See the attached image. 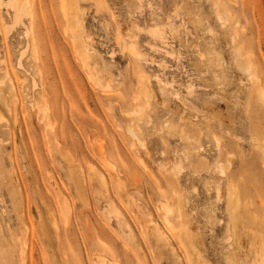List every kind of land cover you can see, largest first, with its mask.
Segmentation results:
<instances>
[{"label": "rangeland", "instance_id": "rangeland-1", "mask_svg": "<svg viewBox=\"0 0 264 264\" xmlns=\"http://www.w3.org/2000/svg\"><path fill=\"white\" fill-rule=\"evenodd\" d=\"M0 264H264V0H0Z\"/></svg>", "mask_w": 264, "mask_h": 264}, {"label": "bare ground", "instance_id": "bare-ground-1", "mask_svg": "<svg viewBox=\"0 0 264 264\" xmlns=\"http://www.w3.org/2000/svg\"><path fill=\"white\" fill-rule=\"evenodd\" d=\"M19 4H22L21 1H18V2L16 1L15 5H17V6H16L15 9L17 10L18 13H19V12H22V11H19V8H20V7L18 8ZM68 4H69V3H68ZM71 4H72V3H71ZM64 6H65V5H64ZM74 7H75V6H73V8H74ZM22 8H23V7H22ZM63 8L65 9V7H63ZM63 8H62L63 12L66 10L65 13L67 12V14H68L69 16L74 17V11H73L74 9H73V8H72L73 10H72V9H69V8H67V9L64 10ZM15 9H14V10H15ZM16 15H17V14H16ZM17 16H18V15H17ZM64 16H65V15H64ZM71 21H72V20H71ZM68 24H69V23H68ZM72 25H73V24H72ZM69 26H70V25H69ZM73 27H74V25H73ZM71 29H72V28H71ZM73 31H74V30H73ZM76 32H77V29H76ZM75 39H76V38H75ZM84 55H85V54H83V56H84ZM86 57H87V56H86Z\"/></svg>", "mask_w": 264, "mask_h": 264}]
</instances>
